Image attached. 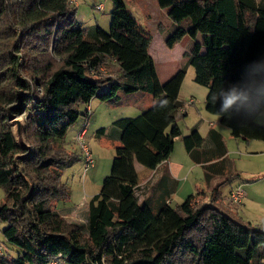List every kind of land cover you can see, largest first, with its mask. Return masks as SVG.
<instances>
[{"label":"trees","instance_id":"trees-1","mask_svg":"<svg viewBox=\"0 0 264 264\" xmlns=\"http://www.w3.org/2000/svg\"><path fill=\"white\" fill-rule=\"evenodd\" d=\"M112 1L105 31L80 22L71 0H0V37L6 17L5 33L12 38L0 56V64L9 63L0 71V187L6 192L0 219L14 247L0 264H263L264 230L223 202L222 188L240 174L216 130L209 135L212 152L196 127L183 137L192 160L203 166L211 200L200 204L198 195L207 190L199 189L153 225L175 183L160 179L165 187L153 207L140 198L147 186L139 187L135 163L156 169L170 158L182 133L177 120L185 107L179 94L187 67L161 83L149 53L152 35L126 0ZM158 2L175 26L166 45L185 35L193 41L185 55L195 81L208 89L207 111L234 137L264 141V125L256 121L264 109V0ZM135 92L152 93L157 101L114 121L121 145L111 171L88 202L86 225L68 221L56 204L69 198L63 174L80 159L65 146L83 114L79 105L95 97L116 102ZM22 114L31 145L10 123Z\"/></svg>","mask_w":264,"mask_h":264},{"label":"rangeland","instance_id":"rangeland-1","mask_svg":"<svg viewBox=\"0 0 264 264\" xmlns=\"http://www.w3.org/2000/svg\"><path fill=\"white\" fill-rule=\"evenodd\" d=\"M79 3L80 5L77 8V19L80 22L85 26L99 25L105 31L110 29L112 21L111 12L113 10L112 0H79ZM98 4H103V9H96L95 7ZM126 4L129 12L137 20L139 25L150 35H153L154 40L151 46V51L161 73L164 75V72H166L172 65L174 67L178 62L181 63L182 48L186 44V41H183L180 46L174 50L167 48L165 44V37L171 34L175 28L174 23L169 16L168 8H162L159 5L158 0H126ZM7 23L8 19L4 17V19L1 20V25H3L1 26V28H3V37H0V56L4 51L6 52V50H9V41H12V38H10L11 35L5 33L7 30L5 25L7 26ZM15 29V31H18L19 28L16 27ZM202 37V34H198L196 40L201 41ZM6 44H8V47ZM192 45L193 43L189 46V49ZM2 62L3 63L0 64V71H7L9 63L7 61ZM186 67V75L180 90V99L186 104L190 98H194L195 104L186 108L188 110L187 114L179 115L178 117L177 122L182 133L175 139V148L172 153L173 159L185 165L187 162L186 160H189L191 164L192 161L184 146V135L190 133L194 126L201 128L203 133L207 135L209 123L216 117L215 114L206 110V95L208 89L194 80V67L191 65ZM109 69L110 66L107 64L103 70L108 73ZM162 74L161 79L164 77ZM6 84L7 81H3L1 86ZM126 96L127 97H122L117 101L119 104L116 102L105 103L104 106L106 107H94L93 109V116L90 118L89 125V139L94 159L93 166L89 167L86 172H83L84 159H79L67 167L63 174V182L69 186V198L66 200L60 199L56 207L57 209H60L58 210L59 213L64 215L70 222L86 225L88 210L87 199L100 192L103 179L110 173L112 168L115 156V144L113 145L112 143L115 141L109 137H101L100 140V138L95 137L96 130L103 127V125L112 126L110 124V119L135 117L139 115L143 109L151 107L157 101L154 95L148 92L129 93L126 94ZM94 116H98V119H94ZM258 120L261 124H264V110L259 115ZM10 123L16 136L27 145H31V141H28L26 136L27 123L25 115L13 116ZM78 125L79 124H77V127ZM110 126H106L109 128L108 135H110ZM221 128V132L224 134V139L229 150V157L233 159L232 161L241 175L240 178L237 179L234 177L233 181L222 188V196L224 197L223 202L225 205H228L230 209H233L234 211L236 210L239 217H242V213L252 216L255 214V210H245L242 205L237 207L231 205L227 199V194L229 192V185L243 183L246 192L247 187H250L264 197V141L259 139L246 141L244 139L235 138L230 132L228 133V127L222 125ZM71 130L68 137H72L73 135V129L71 128ZM78 151L80 150L78 149ZM71 153L81 156V152ZM188 171L189 173H187ZM185 172L187 173V182L181 181L180 187L177 189L182 190L184 184H186V187L182 190V193L177 196L175 201L178 203L171 205H174V208L178 204L183 203L189 195L196 193L199 189L206 186L202 174V168L200 166L193 165L192 168L187 167ZM204 189L207 191L205 193L200 192L198 195L197 201L200 204L211 200L210 194L208 195L207 193L211 188L207 187ZM5 200L6 192L4 188L0 187V203ZM250 204L252 205V203ZM262 208H264V205H262ZM260 212L261 213L257 212L259 219L262 218L261 215H264V211ZM167 213L168 212H165L164 216ZM253 218L256 217L253 216ZM6 225L7 223L0 219V239L6 243L10 250V254L12 255L14 247L9 244L3 236V229ZM253 225L256 226L255 224ZM59 264L65 263L60 261Z\"/></svg>","mask_w":264,"mask_h":264},{"label":"crops","instance_id":"crops-1","mask_svg":"<svg viewBox=\"0 0 264 264\" xmlns=\"http://www.w3.org/2000/svg\"><path fill=\"white\" fill-rule=\"evenodd\" d=\"M72 3L74 5L77 6V8L79 7L80 3H79V0H71ZM76 3H75V2ZM98 5H102L104 6L103 4H98ZM96 8V7H95ZM168 37V36H167ZM167 37H165V44H166V39ZM153 40H154V37L152 35V39H151V44L149 46V53L150 55L152 56L153 60H154V63H155V67H156V71H157V74H158V78L160 80L161 83H165L166 81H168L172 76H174L183 66H188L187 65V56L185 55V53L187 51H189V46L193 43L192 39L190 38L189 35H185L182 39H180L179 41H177L172 47H168L166 45L167 48L171 49V50H174L176 49L178 46H180V44L183 42V41H186V44L183 46L182 48V60L180 61L181 63H177L174 67L173 65L169 68V69L164 72V75L161 73L160 69L158 68V66L156 65V60L155 58L153 57V53L151 51V46H152V43H153ZM168 49V50H169ZM114 62V60H113ZM161 74L164 76L163 79H161ZM195 78V77H194ZM195 80V79H194ZM138 93V92H136ZM207 96V95H206ZM127 97L126 94H121V97ZM179 97H180V94H179ZM125 99V98H124ZM105 103H111V102H103L101 100H99L97 97L93 98L91 101H90V106H91V109H92V115L91 117L93 116V109L94 107H98V108H101V107H106L104 106ZM117 104H119L117 101H116ZM153 104V103H152ZM155 104V103H154ZM195 104V99L194 98H190V100L188 102H186L185 104V107H183L182 109H180L179 111V115H185L188 113V110L186 109L188 106H191V105H194ZM85 107L86 105L85 104H80L79 105V109L81 112L84 113L85 111ZM144 110V109H143ZM207 110V109H206ZM264 110V109H263ZM263 110L261 111V113L263 112ZM260 113V114H261ZM259 114V115H260ZM216 115V114H215ZM119 118H123V117H119ZM119 118H115V119H110L111 121V125H103V127L101 128H104L106 129L105 133H100V132H95V137H98L100 138L101 140V137L103 138H111L113 141L112 144L114 145L115 147V154H116V148L118 146L121 145V131L120 129H117V128H114L113 129V123L115 120L119 119ZM259 116L257 117L256 121L258 124L260 125H264V124H261V122H259L258 120ZM94 119H98V116H94ZM83 117L81 116V118L77 121V123L75 124V126L72 127L73 129V135L72 137H68L69 135V132L65 138V146L71 150L72 152H81V156H80V159L82 160L83 158V154H82V151L80 150L79 146L77 145V143L75 142V136H76V133H77V130L78 128L81 126V124L83 123ZM77 124L78 127H77ZM89 125H90V122H89ZM223 124L221 123L220 121V118L218 115H216L215 118H213L212 121H210L209 123V126H208V133L207 135H205V133H203L202 129L201 128H197L198 132L200 133V135L205 139V147H206V152H212L210 150V148H213L214 146L209 144L210 142V131L213 129V130H216L217 132H219L221 134V136L223 137L224 139V134L221 132L222 126ZM106 126H110V135H108V131H109V128H107ZM225 126V125H224ZM77 127V128H76ZM195 127V126H194ZM193 127V128H194ZM227 127V126H226ZM99 128V129H101ZM192 128V129H193ZM227 130V129H226ZM72 131V130H71ZM98 131V130H96ZM228 133L230 132V134L232 135L231 133V129L228 128ZM182 132V131H181ZM191 132V131H190ZM112 134V135H111ZM189 134V133H188ZM186 134V135H188ZM185 136V135H184ZM233 136V135H232ZM234 137V136H233ZM237 138V137H235ZM239 139H243L242 137L239 138ZM245 140V139H244ZM225 141V139H224ZM247 141V140H246ZM88 142H89V148L91 150V153H92V148H91V145H90V139H89V132H88ZM77 145V146H76ZM225 145H226V141H225ZM185 146V145H184ZM174 148H175V145H174ZM77 149V150H76ZM78 149L80 151H78ZM186 149V148H185ZM226 149H227V157L232 161L233 159H231L229 157V150L227 148V145H226ZM174 152V150H173ZM172 152V153H173ZM189 158L191 159L192 161V164L189 160H186V165L183 164V163H179V161H176L175 159H173V156L171 154L170 158L163 162L162 164H160L156 169H151L149 167H146L144 165H141L140 163L136 162L135 163V168H136V172H137V175H138V182H139V187L142 188V190H144V186L146 185L147 188H146V191L145 193L140 197L142 201L144 200H149L150 202V205L153 206V207H156L157 202L154 203V198H156L157 195L161 196V191H163V186L159 185V181L160 179H162V177L164 176H168L170 177L171 179L169 178H166V185H172L173 183H175V191L170 195L169 199L167 200V206L165 207V209H163L161 211V213L157 216L156 218V221L153 223V225H158L160 222H162L164 219L167 218V216L171 213V211L173 210V206L175 204H177L178 202H176V198L178 195H180V193H182V190L185 189L186 187V184H184L182 190H178L179 187H180V182L181 181H186L187 182V173H189V171L186 173L185 172V169L187 167H190L192 168L193 165H198L202 168V174L204 176V169H203V166L200 164V163H196L195 161L192 160V158L190 157L188 151L186 150ZM115 157V156H114ZM92 158H93V153H92ZM93 164H94V159H93ZM92 164V166H93ZM235 165V164H234ZM91 167V166H90ZM88 170V169H87ZM87 170H85V164H83V172H86ZM191 171V170H190ZM239 173V172H238ZM240 174V173H239ZM241 175H238V176H235L236 179L237 178H240ZM239 185H242L244 187V184L243 183H235L234 185L231 184L229 185V192L234 189L235 187L239 186ZM165 187V186H164ZM160 188V189H159ZM178 188V189H177ZM205 188V187H204ZM152 191H155V195L152 194ZM229 192L227 194V199H228V195H229ZM98 194V193H96ZM94 194V195H96ZM193 194V193H192ZM94 195H92L91 197H93ZM89 197L87 199V202H89L90 198ZM245 201H243L244 203L242 204V207L245 209V210H249V209H252V210H255V214L252 215V216H249V215H246L245 213H242V219L246 222H250L251 224H255L256 227H258L259 229H262L264 230V215H261L262 218L259 219L258 216H257V212L261 213L260 211H264V208H262V205H264V197L256 192L253 188H250V187H247V192H246V196L244 198ZM58 203V202H57ZM252 203V205L250 204ZM256 203V204H255ZM172 204H174L173 206H171ZM57 205V204H56ZM260 207V208H259ZM60 210V209H58ZM165 212H168L165 216H164V213ZM253 216H255L256 218H253ZM263 264H264V259L262 260Z\"/></svg>","mask_w":264,"mask_h":264},{"label":"built area","instance_id":"built-area-1","mask_svg":"<svg viewBox=\"0 0 264 264\" xmlns=\"http://www.w3.org/2000/svg\"><path fill=\"white\" fill-rule=\"evenodd\" d=\"M96 9L101 10L103 9V6L97 5ZM91 115H92V109L89 103L86 105L85 111L82 114L84 122L78 128L75 136V141L78 144L83 154L85 170H87L93 164L92 153L89 148V142H88L89 122ZM245 196H246L245 188L242 185H239L229 192L228 201L231 205L235 207L241 206L243 204ZM7 253H9L8 247L6 243L0 239V258H4L7 255Z\"/></svg>","mask_w":264,"mask_h":264}]
</instances>
